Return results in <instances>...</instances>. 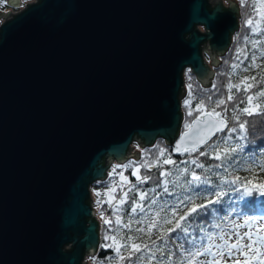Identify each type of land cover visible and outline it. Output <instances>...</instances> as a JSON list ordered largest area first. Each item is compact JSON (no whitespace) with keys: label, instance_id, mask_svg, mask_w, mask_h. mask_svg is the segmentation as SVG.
I'll return each instance as SVG.
<instances>
[{"label":"water","instance_id":"1","mask_svg":"<svg viewBox=\"0 0 264 264\" xmlns=\"http://www.w3.org/2000/svg\"><path fill=\"white\" fill-rule=\"evenodd\" d=\"M224 1L36 0L0 12V264L97 255L90 187L139 159L134 141H180L184 70L209 86L203 53L218 67L239 29Z\"/></svg>","mask_w":264,"mask_h":264},{"label":"snow or ice","instance_id":"2","mask_svg":"<svg viewBox=\"0 0 264 264\" xmlns=\"http://www.w3.org/2000/svg\"><path fill=\"white\" fill-rule=\"evenodd\" d=\"M239 4L246 9L244 27L248 33L244 36V46L233 53L238 62L224 60L230 71L218 72V76L227 77L226 98L219 95L216 81L210 89H196L205 94L202 96H196L193 84L188 83V99L184 101L187 115L193 117V112L198 115L186 121V131L171 152L156 145L159 151L155 158H152L151 149H145L140 160H129L113 167L110 177L119 176L130 186L127 190L123 184L119 186L120 196L115 206L112 204V200L117 199L115 195L98 200L97 204L102 207L108 203L111 209L108 218L101 212L108 226L104 240L111 243L99 247L111 248L116 255L103 259L98 255L90 257L93 264H113L114 260L124 264H147L148 261L154 264H264V213L252 211V205L264 206V176H261L264 173V143L257 145L250 133V127L264 124V121L248 119L264 118V87L258 86L264 85V76L258 82L254 75H239L236 82L232 79L233 75H238V70L248 72L261 67L256 61L264 58V49L257 47L264 45V0H239ZM249 42L253 45L251 59L241 68L244 60L249 59L244 55ZM253 88L257 90L253 92ZM237 93L242 95L237 97ZM213 95L217 96L215 100ZM193 100L196 101L194 108ZM229 102H232L231 111ZM193 126L189 133L187 129ZM185 137L189 139L185 141ZM182 143L186 144L183 151ZM173 153L186 154L188 158L175 160ZM202 157L217 163L206 164ZM117 168L122 171L117 172ZM129 169L137 183L123 175ZM153 169L157 171L154 181L152 175L145 174ZM239 171L250 175L241 177L236 174ZM104 184L105 195L108 190L117 191L115 179ZM145 184L150 186L140 187ZM96 195L99 197L101 193L96 192ZM124 213H127L126 220ZM237 219L242 223H237ZM228 221L235 226H227ZM133 223L146 227L133 229ZM168 225L171 227H165ZM240 228L246 230L241 232ZM153 229L159 232L155 240L152 239ZM133 232L141 235L134 236ZM118 236L120 243H117Z\"/></svg>","mask_w":264,"mask_h":264},{"label":"trees","instance_id":"3","mask_svg":"<svg viewBox=\"0 0 264 264\" xmlns=\"http://www.w3.org/2000/svg\"><path fill=\"white\" fill-rule=\"evenodd\" d=\"M231 1H234L237 4L238 8H239V15H240V18H239V29H238V31L232 37L231 45L229 47V50L225 53V55L223 57L219 58L220 65L218 67H216V68H214V67L211 68L212 71H213V73H214V76H213V78L211 80L210 85L207 86V87H203L196 80V77L189 72V69H186L183 72L184 95L180 99L181 115H182V123H181V129H180L181 132H183V131L186 130L185 129V123H186V121H190L191 119H194L196 115H198V113H196V112H193V117H189L187 115L188 108L185 107L184 101L186 99H188V89H187L188 83H192L193 84V86H194V93H195L196 96H202V95H205V94L202 93V92L197 91L196 89H198L200 87H202L204 89H210L212 87L213 82L216 81L217 84H218L219 95H222L225 98L227 96V90H226V88H224V85L227 83V77L226 76H223V75L218 76V72H220V71H224V72L230 71V69L228 68V66L224 64V60H228L229 63L238 62V61L235 60V58L233 56V53L235 52V50L238 47L244 46V36L248 33V30L244 27V18H245L244 17V12L246 11V9L241 8V6L239 4V0H231ZM4 2H5V0H4ZM4 6L7 7V4L4 3ZM6 10H9V8L3 9V11H6ZM247 10L250 11V9H247ZM237 37H239V39H237ZM252 39H259V37H252ZM258 46H259V48L264 49V45H258ZM246 49L247 50L245 51L244 55L248 56L249 59L248 60H244V64L241 65V68L243 66L247 65L249 63L250 59H251L252 44L250 42L247 44ZM205 62L208 63L206 59H205ZM260 66L261 67H258V68H252L248 72H242V71H239L238 70V75H233V77H232L233 82H236L237 81L239 75H243V76H253L254 75V76L257 77V82H258L259 79H260V77L261 76H264V58H260ZM189 75L191 76V80H189ZM253 83H256V82H253ZM258 86L259 87H264V85H258ZM256 90H257L256 88H253L252 89L253 92H255ZM233 92L235 93V89H233ZM182 94H183V91H182ZM236 95H237V97H239L240 95H242V93H237ZM216 98H217V96L216 95H213V99L215 100ZM195 103H196V101L193 100V103H192V107L193 108L195 107ZM228 108H229V111H231L232 102H229L228 103ZM219 110L220 109H217V111H219ZM248 119H250L251 121H264V118H262V117H255V116L250 117ZM250 133L252 134V138H253L254 142L257 145L264 143V124H256L255 126L250 127ZM137 140H139V139L137 138ZM156 145H160V147L167 149L168 152H171V148L166 145V143H165V141L163 139H157L152 145H150L148 147H144V148L141 147V145L139 144V142L134 141L132 143V148L135 149V150H137L139 152L138 153L139 154V159H137V161L140 160L141 155H142V152L145 149H151L152 150V158H155L156 152L159 151L156 148ZM137 146H139V147H137ZM201 150H203V149H201ZM165 155H167V152L165 153ZM186 158H188L186 154L183 155V156L182 155H179L178 157H175L172 154V159H175V160H181V159H186ZM201 159L206 164L217 163V161L209 160L206 157H202ZM129 160H136V159L133 157V158H131ZM104 165H106V163ZM115 165H117V164L113 163L111 165V167L109 168L108 173H107L108 176H107V178L104 181L95 182V183H93L91 185V187L92 186H95V187H105V184H104L105 181H109L110 179H115L117 181V184H116L117 191L115 192V196H116L117 201H118L119 196H120V193L118 191L119 186L121 184H123L125 190H127V188L130 185L127 183V181L122 180L119 176L110 177V173H111V171H112V169H113V167ZM165 167L167 168L169 166L166 165ZM116 171L117 172H120L122 170L119 169V168H117ZM131 171H132V169H129L127 171H124L123 172V175L125 177H128L133 183H137L135 177H132L130 175ZM173 171H174V169H173ZM141 172L143 173L144 170L141 169ZM145 174L152 175L153 176V181H154L155 180V177L157 175V171H156V169H153V171L151 173H145ZM236 174L237 175H240L241 177L249 176L250 175L248 172H245V171H239ZM261 176H264V173H261ZM228 178L231 179V177H228ZM213 179H215V177ZM149 186H150L149 184L140 185L141 188H147ZM224 187L227 188L228 186L225 185ZM90 192H91V198L93 200V209H94V211L96 213V219H97L98 224H99V239H100V244L99 245H102V244H105V243H111V241H105L104 240V233H105V231L108 228V226L104 224V218L111 217V209L109 208L108 203H104L102 205V207L97 204V201L98 200H106L104 197H101V196L98 197L96 195V192H99V191L93 192L90 189ZM129 195L131 196L132 193H130ZM236 195L238 196L239 194L237 193ZM233 198H235V197H233ZM225 200H227V198H225ZM122 207L127 208L128 205H123ZM225 207H227V205H225ZM102 211L104 212V218L101 217V212ZM252 211L254 213H258V214L259 213H264V206L252 205ZM123 215H124V219L126 220L127 219V213H124ZM162 215H163V213H162ZM226 223H227V226H231V227H234L235 226V225L232 224L231 221H228ZM237 223H242V221H240L239 219H237ZM221 226L222 227H226L225 224H222ZM165 227H171V225H168V226H165ZM132 228H133V225H132ZM238 230L241 231V232H243L246 229L240 228ZM123 232L126 233L127 230H123ZM133 235L136 236L135 234H133ZM157 237H158V235L155 238H152V239L155 240V239H157ZM144 240L147 241L149 244H151V241L148 240L147 236H144ZM137 242H139V241H137ZM117 243H120V237L119 236L117 237ZM97 255H98L99 259H103V258H105L107 256L115 257L116 253L111 248L104 249V248L98 247ZM158 255H159V253H158ZM173 259H176V257H174ZM113 264H124V262H118V261L114 260L113 261ZM147 264H154V261H152L150 263H147Z\"/></svg>","mask_w":264,"mask_h":264},{"label":"rangeland","instance_id":"4","mask_svg":"<svg viewBox=\"0 0 264 264\" xmlns=\"http://www.w3.org/2000/svg\"><path fill=\"white\" fill-rule=\"evenodd\" d=\"M7 1V0H6ZM23 1H25V0H23ZM3 2V3H2ZM4 0L2 1V0H0V12L3 10V9H7V8H9V7H6V6H4ZM226 3V2H225ZM227 4V3H226ZM224 5V6H226L227 7V5ZM9 9H11V8H9ZM4 12H9V10L8 11H4ZM1 23H2V21H0V25H1ZM201 30H202V28H201ZM257 47H259V46H257ZM252 51H253V45H252ZM252 51H251V53H252ZM256 55H257V57H260V52L259 51H257L256 52ZM203 59L205 60H207V64H208V66L209 67H214V66H211V65H209V63L211 62L210 60H209V56L204 52L203 53ZM256 63L258 64V65H260V58H258L257 59V61H256ZM137 153H139L137 150H135V149H132V151H131V154L130 155H134V154H137ZM111 167V166H110ZM90 189H91V191H93V192H96V191H99L100 193H101V197H104L106 200L107 199H110L111 198V196L112 195H115V193H113L111 190H108V194L107 195H105V191H106V189H105V187H95V186H92V187H90ZM116 203H117V199L116 200H112V204H113V206H115L116 205ZM133 225V229H135L136 227H140V226H145L146 227V225H137V224H135V223H133L132 224ZM133 234H135V235H141V234H138V233H135V232H133ZM157 235H159V232L157 231V230H155V229H153V235H152V238H155ZM243 259V258H242ZM88 262H89V264H93V262H92V260L89 258V260H88ZM150 262H152V261H148L147 263H150Z\"/></svg>","mask_w":264,"mask_h":264},{"label":"built area","instance_id":"5","mask_svg":"<svg viewBox=\"0 0 264 264\" xmlns=\"http://www.w3.org/2000/svg\"><path fill=\"white\" fill-rule=\"evenodd\" d=\"M35 1L34 0H25V4L23 5V7L21 8V7H19L18 9H16V10H12V11H10L12 14H17V13H19V12H21V11H19L20 10V8L21 9H23V8H25L26 7V5L27 4H33ZM223 4L225 5L226 3L225 2H223ZM227 5V4H226ZM18 10V11H17ZM14 11V12H13ZM16 11V12H15ZM92 206H93V200H92ZM85 261L88 263V258L87 259H85Z\"/></svg>","mask_w":264,"mask_h":264},{"label":"flooded vegetation","instance_id":"6","mask_svg":"<svg viewBox=\"0 0 264 264\" xmlns=\"http://www.w3.org/2000/svg\"><path fill=\"white\" fill-rule=\"evenodd\" d=\"M224 2H225V1H224ZM5 3H6V1H5ZM24 4H25V1L22 0V1H21V5H22V7H23ZM22 7H21V8H22ZM21 8H20V9H21ZM6 11H8V10H6ZM9 11H12V9H9ZM17 11H18V10H17ZM1 12H4V11L2 10ZM13 12H14V11H13ZM15 12H16V11H15Z\"/></svg>","mask_w":264,"mask_h":264},{"label":"bare ground","instance_id":"7","mask_svg":"<svg viewBox=\"0 0 264 264\" xmlns=\"http://www.w3.org/2000/svg\"><path fill=\"white\" fill-rule=\"evenodd\" d=\"M21 1L22 0H20V7H22V5H21ZM35 2L34 3H36V0H34ZM24 9V8H23ZM23 9H20L19 11H22ZM200 30H201V28H200ZM202 31V30H201ZM67 249H69V247H66Z\"/></svg>","mask_w":264,"mask_h":264}]
</instances>
